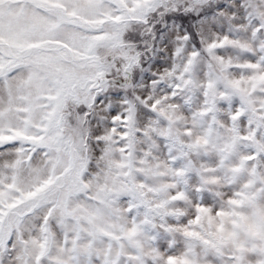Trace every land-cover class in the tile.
I'll return each instance as SVG.
<instances>
[{"label": "snow or ice", "instance_id": "obj_1", "mask_svg": "<svg viewBox=\"0 0 264 264\" xmlns=\"http://www.w3.org/2000/svg\"><path fill=\"white\" fill-rule=\"evenodd\" d=\"M0 264H264V0H0Z\"/></svg>", "mask_w": 264, "mask_h": 264}]
</instances>
